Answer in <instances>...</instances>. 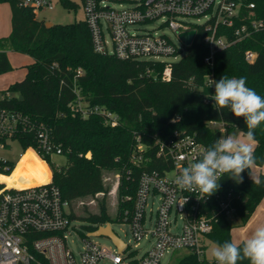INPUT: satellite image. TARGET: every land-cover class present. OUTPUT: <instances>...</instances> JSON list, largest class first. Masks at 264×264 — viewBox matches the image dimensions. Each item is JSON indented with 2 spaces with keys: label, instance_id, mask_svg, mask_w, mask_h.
Returning <instances> with one entry per match:
<instances>
[{
  "label": "trees",
  "instance_id": "1",
  "mask_svg": "<svg viewBox=\"0 0 264 264\" xmlns=\"http://www.w3.org/2000/svg\"><path fill=\"white\" fill-rule=\"evenodd\" d=\"M62 1L69 5L70 1ZM236 1L240 7L234 25H219L217 29L218 36L225 35L230 40H236L237 27L264 19V0ZM3 2L11 6L12 31L8 37L0 38V75L13 70L7 49L28 54L33 62L27 65L23 79L3 91L0 110L27 116L37 127L43 124L49 129L53 142L62 148L68 163L55 168L51 156L44 155L43 158L51 166L53 182L69 201L94 197L104 191L102 170L111 167L122 170L121 195L134 196L141 169L133 164L131 157L139 137L144 144L154 148L156 138H167L179 129L195 133L199 141L209 146L221 138V133L211 127L209 122L212 120L227 124L228 133L236 127L246 133L242 117L237 118L227 108L217 109L214 101H208L215 93L214 84H208L210 73L217 82L223 76L246 77L247 86L264 97V30L252 31L249 36L219 50L211 66L204 62L209 51L204 41L207 31L198 26L195 41L187 54L171 62L170 76L166 78V61L121 60L113 55L96 53L86 22L47 26L46 21L36 18L31 9L20 6L18 0H0ZM250 3L255 6L251 8ZM246 50L256 52L254 61L246 60ZM79 69L83 71L81 75ZM77 90L86 104L118 114L119 125L107 124L102 113L83 116L80 111L73 110L72 104L79 97ZM11 139L18 140L24 150L38 148L37 133L31 128L21 126ZM254 140V165L262 166L264 123L255 129ZM89 151L92 158L86 157ZM153 152L154 149L149 150L150 154ZM44 160L27 183H38L48 175ZM15 167L16 163L0 160V173L10 175ZM241 176L243 179L239 183L223 176L219 189L223 195L231 194L229 200L235 207V217L246 223L264 197V172L255 179L251 177L250 168ZM8 182L17 184L13 177ZM99 206L98 213L86 211L88 213L77 216L88 223L87 231L112 221L106 202L101 200ZM132 206L133 201L124 199L116 220L124 222V211ZM72 217L76 216L73 214ZM232 227L230 218L221 214L209 236L217 245L232 242ZM238 245L242 247L243 242ZM202 263L194 254L177 262ZM238 264L250 262L245 259Z\"/></svg>",
  "mask_w": 264,
  "mask_h": 264
},
{
  "label": "built area",
  "instance_id": "2",
  "mask_svg": "<svg viewBox=\"0 0 264 264\" xmlns=\"http://www.w3.org/2000/svg\"><path fill=\"white\" fill-rule=\"evenodd\" d=\"M18 4L31 9L39 19L41 12L54 7L55 0H18ZM83 6L94 51L121 60L166 61L162 57L176 60L187 54L190 47L180 34L191 29H196L198 33L197 27L201 26L207 31L204 41L209 47L204 62L213 66L219 50L249 36L252 31L264 30V19H257L237 27L234 33L236 40H230L225 35L218 36L219 25H234L240 7L236 0H134L129 6L121 5L120 8L114 6L113 0H83ZM249 6L253 8L255 5L250 3ZM189 17L203 18L204 22L194 24L188 20ZM158 20L161 21L158 28L169 27L182 46H177L164 32L147 28L149 23ZM256 55L253 50L245 51V58L250 62ZM166 62V78H169L173 61ZM82 73L79 69L78 74ZM210 80L214 81L213 73L208 75V84H211ZM208 101L213 102L211 98ZM72 109L80 111L83 116L102 113L106 123L112 126L120 123L118 114L99 106L92 107L83 102L80 95L72 104ZM209 123L221 133V138L229 136L224 122L212 120ZM21 126L36 131L38 148L34 150L40 158L62 155V148L53 142L46 126L40 124L37 127L27 116L11 114L6 110H0V147H6ZM207 147L195 133L179 129L167 138H156L154 148L138 138L131 159L141 171L136 194L124 198L133 201V206L123 214L124 223L131 225L135 249L120 237L125 243L123 249L111 239L113 245L108 246L87 235L82 248L75 252L68 239L72 233L80 234L81 228L73 223L75 217H72L71 203L53 182L52 173L49 182L22 188L11 187L0 180V264H102L105 261L112 264H162L168 253L180 249H188L189 254L196 255L205 264L207 246L213 242L209 234L218 216L235 215V207L229 200L231 194L223 195L218 189L206 197L199 192L180 190L175 180L183 167L201 158ZM153 149L150 154L149 150ZM156 197L159 204L155 211L151 208L148 214L149 202ZM143 239L148 240L150 245L139 255L137 245Z\"/></svg>",
  "mask_w": 264,
  "mask_h": 264
},
{
  "label": "rangeland",
  "instance_id": "3",
  "mask_svg": "<svg viewBox=\"0 0 264 264\" xmlns=\"http://www.w3.org/2000/svg\"><path fill=\"white\" fill-rule=\"evenodd\" d=\"M70 1L67 5L62 0H55V5L52 9L44 10L39 14V19L44 20L46 22H52L53 24H69L74 22H85V11L83 6V0H68ZM114 6L117 8H120L122 6H129L130 3L134 0H113ZM10 4L7 2L0 3V25L3 24V26L7 29L9 26L11 28V17L9 21V17L6 18V10H10L9 6ZM2 14V15H1ZM188 20L194 24H200L201 22H204L203 18L198 20L196 17H189ZM161 24V21L158 20L156 22H151L147 26L148 29H152L154 31H159L160 33H165L177 46H182V42L178 39L176 34L169 29L167 26H163L161 28H158V26ZM12 28L10 29V32L8 36L11 33ZM7 35L2 36L1 38L8 37ZM11 52V54L14 52L11 49H7V53ZM15 54V53H14ZM16 56H14V64L13 70L11 72L16 73L15 75L20 76L24 69H26L27 65L31 64L32 58L27 54L22 53H16ZM181 58V57H180ZM178 59H174L173 57H162L161 59H164L166 61H177ZM171 69V68H170ZM168 68L165 70V76L167 77ZM23 79L20 78L19 80ZM18 81V80H17ZM9 87V85H8ZM7 87V88H8ZM6 88V89H7ZM5 89V90H6ZM0 91V97L3 95V91ZM243 132L241 129L236 128L234 129L229 135H236V136H242ZM252 147L254 149L255 143L252 142ZM31 150L28 151L24 150L21 143L18 140H8V143L6 147H0V158L7 159L13 163H16V167L13 170V174L17 178H27L35 175L44 158L39 157L34 148H30ZM34 151V152H33ZM87 158H92V152L89 151L86 154ZM46 161V160H44ZM51 162L52 165L55 168H61V166H65L68 163L67 157L60 154H53L51 156ZM46 168L48 169V175L43 177L44 180H50L51 179V173L53 176V171L51 170V166L46 161L45 163ZM263 166V165H262ZM259 171V168H256L255 166L251 169V175H256V173ZM7 175V174H6ZM252 177V176H251ZM14 178V177H13ZM15 179V178H14ZM122 179L123 174L122 170L118 167H111V168H105L102 170V180L105 187V190L102 192H98L96 196H88L82 199H77L74 201H70L71 208L70 210L73 212V214L76 216L73 218V223L78 225L81 228L80 234H71L68 239L69 246L75 251H79L83 246V239L87 237V235L92 232L93 230L87 231L88 228H86V225L88 224L86 221H84L82 218L77 217L80 215H83L85 213H98L100 211L99 203L101 200H104L107 205V211L108 214L112 217V221L108 222L111 223L112 228L114 231L118 234L120 238L125 240L126 242H129L131 244V248L135 249V242L133 240L131 225L129 223H122L116 220L119 215L120 205L124 201V195H121V185H122ZM264 199V198H263ZM159 204L158 197L151 199L149 202V206L147 208L148 214H150L151 208L155 211L157 206ZM262 215L259 219V215L255 216L251 222L241 223L240 219L233 216H229L233 226L234 232H231V238L232 242L235 243H242L245 237L250 236L251 233L254 231V229L260 225V220L263 221L264 224V202L261 205ZM88 211V212H86ZM119 220V218H118ZM103 225V224H102ZM106 225V224H105ZM240 228V229H239ZM92 240L97 241L102 244L106 245H113L112 241L105 237V236H92ZM150 242L146 239H143L139 242L137 245V253L139 255L143 254L149 247ZM214 242H210L207 246L206 250V262L205 264H209L208 261L211 264H216V261L211 255V249L216 246ZM189 254L188 249H180L171 253H168L162 260V264H177L178 260L185 255ZM102 264H112L109 261H105Z\"/></svg>",
  "mask_w": 264,
  "mask_h": 264
},
{
  "label": "clouds",
  "instance_id": "4",
  "mask_svg": "<svg viewBox=\"0 0 264 264\" xmlns=\"http://www.w3.org/2000/svg\"><path fill=\"white\" fill-rule=\"evenodd\" d=\"M246 77L223 76L214 84L211 99L217 109H229L237 118L242 117L247 131L242 136L229 135L217 139L202 153L201 158L183 167L175 183L180 190L199 192L206 197L220 187V179L227 175L238 183L241 174L254 164L252 142L255 129L264 123V97L247 86ZM216 264H238L247 259L250 264H264V224L257 226L243 241L241 247L225 241L211 249Z\"/></svg>",
  "mask_w": 264,
  "mask_h": 264
},
{
  "label": "crops",
  "instance_id": "5",
  "mask_svg": "<svg viewBox=\"0 0 264 264\" xmlns=\"http://www.w3.org/2000/svg\"><path fill=\"white\" fill-rule=\"evenodd\" d=\"M10 6V5H9ZM4 12H6V18H8L9 17V21H10V17L12 18V11H11V7H10V10H6V11H4ZM2 15V14H1ZM11 28H12V23H11ZM10 26L6 29L4 26H3V24L2 25H0V38L2 37V36H5V35H7L8 36V34H9V32H10ZM12 31V30H11ZM16 53H20V52H16V51H14L12 54H11V52H9V53H7L8 54V57H9V59H10V62H11V64H14V62H13V60H14V56H16L15 54ZM23 54V53H22ZM28 55V54H27ZM30 56V55H29ZM31 57V56H30ZM32 58V57H31ZM31 62H33V58H32V61ZM13 66V65H12ZM26 72H27V68L26 69H24V71H23V73L20 75V76H17V75H15L16 73H14V72H7V73H4V74H1L0 75V91H2V90H5L7 87H8V85H10V84H12V83H14L15 81H17V80H19L20 78H22V76L24 77L25 76V74H26ZM254 143H255V146H256V141L254 140ZM255 148V147H254ZM253 166H255L256 168H259V171L256 173V175H251L253 178H255V179H258V177L260 176V174L261 173H263L264 172V165L263 166H258V165H252L251 166V169H252V167ZM264 198V197H263ZM263 202H264V199H262V201L259 203V205L256 207V209H255V211L252 213V215H251V217L249 218V220L247 221L248 223L249 222H251L252 220H253V218L255 217V216H257V215H259V219L261 218V216H263L262 215V211L260 210L261 209V205L263 204ZM246 222V223H247ZM245 223V224H246ZM261 224H263V221H261L260 220V225ZM234 227L235 226H233L232 227V229H231V232H234ZM240 229V228H239ZM248 237V236H247ZM247 237H245L243 240H245ZM237 244H239V243H237Z\"/></svg>",
  "mask_w": 264,
  "mask_h": 264
},
{
  "label": "water",
  "instance_id": "6",
  "mask_svg": "<svg viewBox=\"0 0 264 264\" xmlns=\"http://www.w3.org/2000/svg\"><path fill=\"white\" fill-rule=\"evenodd\" d=\"M47 26H52V22H46ZM197 30L191 29L185 32H182L180 34V37L185 42L187 46H191L193 43V40L196 36ZM22 97V96H20ZM88 235L90 236H105L109 239H111L120 249H123L125 243L119 238V236L116 234L114 229L112 228V225L110 223H107L105 226H99L96 230L90 232Z\"/></svg>",
  "mask_w": 264,
  "mask_h": 264
},
{
  "label": "bare ground",
  "instance_id": "7",
  "mask_svg": "<svg viewBox=\"0 0 264 264\" xmlns=\"http://www.w3.org/2000/svg\"><path fill=\"white\" fill-rule=\"evenodd\" d=\"M31 149L29 148L28 149V151H30ZM34 152V151H33ZM10 177H14L15 179H16V181H17V184H12V183H9L8 182V179L10 178ZM32 177V176H31ZM28 178H30V177H27V178H17V177H15L14 176V174H13V171H12V173L10 174V175H4V174H0V180L1 181H4V182H7V184L9 185V186H15V187H17V188H22V187H27V186H32V185H36V184H41V183H44V182H49L50 180H44V179H41V181L40 182H36V183H27L26 182V180L28 179Z\"/></svg>",
  "mask_w": 264,
  "mask_h": 264
}]
</instances>
